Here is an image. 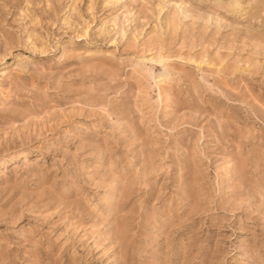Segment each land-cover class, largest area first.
<instances>
[{
  "label": "rangeland",
  "instance_id": "obj_1",
  "mask_svg": "<svg viewBox=\"0 0 264 264\" xmlns=\"http://www.w3.org/2000/svg\"><path fill=\"white\" fill-rule=\"evenodd\" d=\"M0 264H264V0H0Z\"/></svg>",
  "mask_w": 264,
  "mask_h": 264
}]
</instances>
